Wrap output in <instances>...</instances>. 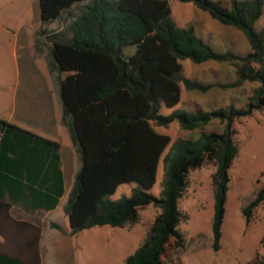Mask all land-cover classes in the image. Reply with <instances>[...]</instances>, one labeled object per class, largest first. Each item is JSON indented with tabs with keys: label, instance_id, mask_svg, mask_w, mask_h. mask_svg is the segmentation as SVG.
<instances>
[{
	"label": "trees",
	"instance_id": "1",
	"mask_svg": "<svg viewBox=\"0 0 264 264\" xmlns=\"http://www.w3.org/2000/svg\"><path fill=\"white\" fill-rule=\"evenodd\" d=\"M179 1L192 2L220 23L241 31L250 50L244 54L215 50L196 35L192 25L175 24L167 0H38L41 24L62 21L59 30L46 35L50 42L46 62L57 84L61 122L79 161L62 207L69 233L96 225L123 227L137 221L138 208L150 203L159 208L145 239L124 258L125 264H163L162 256L171 242L182 246L177 226L183 215L178 200L188 171L204 163L214 166L211 249L219 248L228 170L238 151L232 124L264 107V26L253 27L262 14L263 0ZM131 45L134 51L127 54ZM181 59L228 62L234 78L224 83L190 79L181 73ZM244 82L256 83L244 107L228 104L210 110L175 108L160 113L162 106L170 108L178 102V83L187 90L204 92L214 86L236 88ZM211 119L223 123L222 131L174 139L161 159L160 190L157 196L150 193L158 160L169 143L168 135L157 132L153 125L167 127L176 121L181 129L193 130L202 129ZM0 125L1 185L9 187L4 172L18 174L28 182L32 205L54 208L63 192L56 143L5 121L0 120ZM10 132L33 136L43 146L32 152L33 157L16 155L15 149L5 146ZM8 152L14 157L8 158ZM128 182L135 184L129 195L109 198L118 185ZM1 197L0 222L24 224L9 217V203ZM263 199L264 186L242 208L246 223ZM38 236L35 228L30 245L13 251L0 249V264H39ZM260 244L262 254L245 264H264V236Z\"/></svg>",
	"mask_w": 264,
	"mask_h": 264
},
{
	"label": "rangeland",
	"instance_id": "2",
	"mask_svg": "<svg viewBox=\"0 0 264 264\" xmlns=\"http://www.w3.org/2000/svg\"><path fill=\"white\" fill-rule=\"evenodd\" d=\"M167 4L170 16L177 26L192 25L195 33L215 50L230 49L239 54L250 50L247 40L239 30L212 19L208 12L197 8L192 2L167 0ZM194 14L206 18L209 25L216 24L220 29L222 27V32L210 31L200 34L199 27L193 23ZM59 25L60 20L55 21L52 29ZM261 26H264V0L262 14L253 27L257 30ZM133 51L132 45L125 50L127 54ZM179 63L181 73L185 77L200 80L225 79L226 76L214 74L211 66L229 65L227 62L215 61L194 63L189 59H181ZM255 84L246 82L241 88H212L206 92H198L185 90L182 84L178 83V102L170 108L162 106L160 113L167 114L175 108L189 110L199 107L210 110L228 104L244 107ZM232 126L238 151L228 170L229 181L219 248L216 251L211 249L210 224L213 204L211 175L214 166L211 163H204L189 170L186 175L187 184L178 200V207L183 215L177 226L182 235V246H174L171 242L162 256L163 264H245L262 254L260 240L264 236V199L254 208L248 223L244 220L242 208L253 199L257 190L264 186V107L252 110L246 117L235 119ZM153 128L169 137V143L158 160L155 181L148 190L157 196L163 173L161 159L172 141L177 137L195 138L202 131L221 132L223 123L211 119L202 129L184 130L173 121L167 127L153 125ZM134 185L132 182L118 185L109 198L117 199L129 195L130 188ZM158 212L159 208L150 203L138 208V218L133 224H126L123 227L96 225L81 230L67 241L65 246H70L69 250L48 249L47 252L50 253L46 255V262L43 264H125L124 258L145 239ZM55 215L57 217L59 212Z\"/></svg>",
	"mask_w": 264,
	"mask_h": 264
},
{
	"label": "crops",
	"instance_id": "3",
	"mask_svg": "<svg viewBox=\"0 0 264 264\" xmlns=\"http://www.w3.org/2000/svg\"><path fill=\"white\" fill-rule=\"evenodd\" d=\"M194 16L193 23L199 27L200 34L210 31L222 32V27L220 29L216 24L209 25L207 19L201 15L194 14ZM55 21L41 24L38 0H0V120L27 131L33 136L56 143L63 189L54 208L37 207L31 203L26 187L28 182L22 178L19 179L18 174L15 176L13 173L4 172L9 181V187L2 186L0 182V196L9 203V217L24 224L7 225L3 221L0 222V249L13 251L26 243L30 245L34 238L35 228H38L39 264L46 262V255L50 253L47 252L48 249L66 248L69 250L70 246L65 245L77 234V232L69 233L67 217L62 207L79 167V161L68 131L61 122L57 84L46 62V54L50 45L46 35L59 30L62 26L60 20V25L52 29ZM39 29H44L46 32L40 34ZM211 71L214 74L226 76V78L223 80L217 78L190 79L224 83L234 78V68L231 64L212 65ZM212 88L221 87L214 86L210 89ZM1 135L0 125V137ZM33 136L10 132L4 139L5 146L15 149L16 155L29 157L26 155L29 154L33 157L32 152L34 150L39 152L43 146V143ZM13 155L11 152L6 154L8 158H13ZM34 159L38 161L39 157H34ZM45 167L46 165L41 171H44ZM21 175H23L22 172ZM56 212H59L57 217H55ZM53 223L57 224L58 228L54 227Z\"/></svg>",
	"mask_w": 264,
	"mask_h": 264
}]
</instances>
